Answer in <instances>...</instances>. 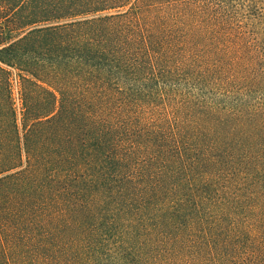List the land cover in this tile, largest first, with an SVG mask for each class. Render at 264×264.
<instances>
[{"label":"trees","instance_id":"1","mask_svg":"<svg viewBox=\"0 0 264 264\" xmlns=\"http://www.w3.org/2000/svg\"><path fill=\"white\" fill-rule=\"evenodd\" d=\"M0 264H264V0H0Z\"/></svg>","mask_w":264,"mask_h":264},{"label":"rangeland","instance_id":"2","mask_svg":"<svg viewBox=\"0 0 264 264\" xmlns=\"http://www.w3.org/2000/svg\"><path fill=\"white\" fill-rule=\"evenodd\" d=\"M11 73V82H12V98L14 102V108L16 110L17 116H19V107H20V100L18 98V93L16 92L17 90V77L15 75V71L12 69H9Z\"/></svg>","mask_w":264,"mask_h":264}]
</instances>
